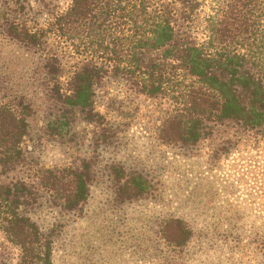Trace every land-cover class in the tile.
I'll return each instance as SVG.
<instances>
[{
    "label": "trees",
    "instance_id": "16d2710c",
    "mask_svg": "<svg viewBox=\"0 0 264 264\" xmlns=\"http://www.w3.org/2000/svg\"><path fill=\"white\" fill-rule=\"evenodd\" d=\"M111 83L166 106L160 144L213 142L212 166L238 144L264 146V0H67L62 9L53 0H0V232L14 264H52L50 231L30 215L41 200L58 216L80 212L95 177L87 158L28 168L30 120L43 108L51 136L96 125L106 143L114 132L96 95ZM109 174L120 203L151 192L122 164ZM158 235L183 248L195 233L166 216Z\"/></svg>",
    "mask_w": 264,
    "mask_h": 264
},
{
    "label": "rangeland",
    "instance_id": "374dc122",
    "mask_svg": "<svg viewBox=\"0 0 264 264\" xmlns=\"http://www.w3.org/2000/svg\"><path fill=\"white\" fill-rule=\"evenodd\" d=\"M53 2L62 9L67 0ZM96 110L114 132L106 143L97 140L96 125L79 124L63 139L51 136L43 108L22 143L28 168L94 162V181L80 212L58 216L41 200L30 215L50 231L52 264H264L263 142L254 148L238 144L212 166L213 142L193 150L160 144L156 131L166 110L160 100L123 93L111 83L97 92ZM117 163L145 176L151 192L116 201L109 167ZM166 216L192 226L195 235L185 247H168L159 238L158 223ZM14 258L0 232V264H14Z\"/></svg>",
    "mask_w": 264,
    "mask_h": 264
}]
</instances>
